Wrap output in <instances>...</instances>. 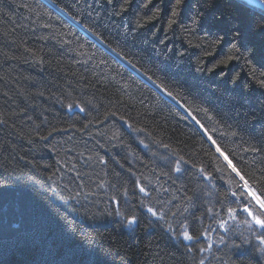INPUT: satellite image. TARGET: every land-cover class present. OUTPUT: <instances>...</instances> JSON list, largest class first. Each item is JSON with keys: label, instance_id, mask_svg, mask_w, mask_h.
<instances>
[{"label": "trees", "instance_id": "trees-1", "mask_svg": "<svg viewBox=\"0 0 264 264\" xmlns=\"http://www.w3.org/2000/svg\"><path fill=\"white\" fill-rule=\"evenodd\" d=\"M173 5L0 0V119L7 121L0 125V180L13 185L0 207L3 264H264L255 238L264 230L250 231L243 211L231 220L222 210L243 203L225 200L234 177L223 157L143 75L186 104L245 173L264 180V88L256 83L264 79V11L244 0H183L169 28ZM197 12L198 26L191 23ZM216 30H239L255 49L253 63L245 53L213 73L195 72L198 57L211 66L236 55L227 40L207 46L205 33ZM77 102L85 112L69 114L67 104ZM171 153L206 166L214 179L196 168L177 179ZM137 179L162 220L141 208ZM131 215L139 223L129 229ZM185 229L192 240L181 235Z\"/></svg>", "mask_w": 264, "mask_h": 264}, {"label": "snow or ice", "instance_id": "snow-or-ice-1", "mask_svg": "<svg viewBox=\"0 0 264 264\" xmlns=\"http://www.w3.org/2000/svg\"><path fill=\"white\" fill-rule=\"evenodd\" d=\"M108 4L112 3V0H106ZM206 3H210V0H205ZM251 3H255L256 0H250ZM124 3H127V0H124ZM183 4V0H174V5L172 7L171 11V17L169 19L168 25L169 28L176 23V17H178L181 6ZM262 4H264V0H262ZM146 6V5H145ZM126 9L124 7H121L120 11L123 12ZM159 10H157L156 15H158ZM116 15H119L120 13H115ZM155 18V15L152 17L147 18V20L144 21V24H146L148 21ZM200 20V14L197 12L196 16L192 18L191 23L198 26ZM144 24H137V27H143ZM90 32H93V35H97L93 31V29H88ZM155 35V32L153 33ZM204 39L208 41L207 46L214 45L216 47H219L221 44H225V40H227V43L225 44V47L228 51H235L236 55H227L224 58L216 60L214 63L211 64V66H205L201 58H197L196 66L193 69L197 73H213L217 68H219L221 65L225 66V68L229 65V63L233 60H239L244 57L245 53H248V57L246 58V64H252L253 63V53L255 52V49L252 48L246 41V38L239 32V30L235 32L230 33H223L219 30L213 31V32H206L204 35ZM102 42V41H101ZM161 44L164 43V40L160 41ZM189 47H192L191 44H189ZM199 47V46H197ZM110 48V46H109ZM110 51L113 53H116L117 56H119V53L116 52V49L110 48ZM214 52H204V57L213 55ZM184 53H180V56H183ZM122 58V57H121ZM115 59V57H114ZM260 61L262 64H264V56H261ZM119 62V61H117ZM129 64L133 68H136L135 64H132L131 61H128ZM139 71V69H136ZM147 77V80L153 84L157 90L160 92L161 96L168 102L173 104V106L178 107L179 109H182L185 112V119L191 118L196 125L199 126V129L202 130V134L207 137V139L211 142L212 145H215V151L216 153L223 157V160L226 162V167L234 177V179H229L226 183L229 185V191L225 196V200L228 196L235 198L234 202L237 204H240V201L243 200V203L240 204L239 209L237 207H231L228 206L226 208H222V210L226 211V214L229 219L236 220L238 217L239 211H243L247 214V217L249 219H246L243 221V223L247 224L249 226V230L252 232H256V229L264 230V188H262L260 185L264 184V180H257L255 177L249 176L247 173H245L241 167L237 165V163H234V159L229 158V155L226 154L224 151L221 150L220 145L217 143L215 139H213V135L209 134L208 129L205 128L204 124H202L198 119H196L195 116L192 115L191 109H189L186 104L182 103L181 100L173 94L172 91H169L168 88H166L163 84H158L155 80L152 79L151 76H148L147 73H144ZM226 75L225 71L219 72V76L223 77ZM239 73H235L232 76V82L234 83L236 80L239 79ZM256 83L261 87L264 88V79L257 80ZM247 87V85H245ZM61 105L63 106L62 102ZM67 112L69 114H74L76 112L84 113L85 108L82 107L78 102L77 103H70L66 106ZM111 115L115 116L116 113H110ZM120 120L127 121L123 116L120 117ZM7 121L0 119V125H6ZM128 127L131 128V125L128 124ZM134 131L140 132L143 131V129H134ZM215 131V130H213ZM51 135V133H49ZM41 139H47V137H41ZM141 144H143V141H140ZM145 147H147L145 145ZM163 147L168 148V145H163ZM252 152L258 151L256 148L249 149ZM175 153H171V158L175 160V167L171 169L172 172L176 173L177 179H180L182 174L186 172L189 168H196L198 172L200 173L202 179L212 181L214 179V174L212 172L206 171V166L201 165L199 168H197V165L192 163L190 160H186L183 156L179 157V159H175ZM162 159L168 160L169 157H163ZM101 164L106 163V159L104 157L100 158L99 161ZM129 173H131V169L127 170ZM216 172H219V169L215 170ZM167 175V173H164ZM235 184V188L233 189L231 186ZM136 188H138L139 193L143 194V197L140 200V206L147 214H150L151 217H153L155 220H162L164 218V215L162 212H158L156 208L152 206H148L144 202V197L149 196V190L146 188V186L142 185L140 183V180L137 179L135 181ZM13 185L8 184L7 182L0 180V207H3L6 203V198L8 195V190L11 189ZM100 187H104L103 184L100 185ZM123 196L126 198L128 195L127 189H124ZM79 195V193H77ZM74 197L69 196L68 199H73ZM111 200L115 202L117 205H119V201L117 200V197L113 195L111 197ZM219 203H223L222 201H218ZM211 211V209H209ZM116 215L122 216L123 214L117 210ZM138 217L136 215H131L126 217V227L129 229L134 228L135 226H138ZM220 224V227H225L228 223L227 220L220 219L218 221ZM253 225L255 228H253ZM181 235L185 240H192L193 236L189 233L187 229H185ZM262 247L259 248V251L264 254V234H256L255 237ZM0 264H3V261H0Z\"/></svg>", "mask_w": 264, "mask_h": 264}, {"label": "water", "instance_id": "water-1", "mask_svg": "<svg viewBox=\"0 0 264 264\" xmlns=\"http://www.w3.org/2000/svg\"><path fill=\"white\" fill-rule=\"evenodd\" d=\"M244 1H246L249 4L254 5V6H256V7L260 8L264 11V4H262V0H256L255 3H251L250 0H244Z\"/></svg>", "mask_w": 264, "mask_h": 264}]
</instances>
